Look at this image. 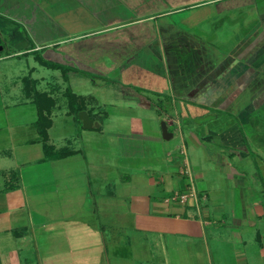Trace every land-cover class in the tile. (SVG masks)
I'll use <instances>...</instances> for the list:
<instances>
[{
    "label": "crops",
    "instance_id": "crops-1",
    "mask_svg": "<svg viewBox=\"0 0 264 264\" xmlns=\"http://www.w3.org/2000/svg\"><path fill=\"white\" fill-rule=\"evenodd\" d=\"M211 17L212 37L206 38L211 34L204 23ZM4 40L14 51L5 57L0 51V61L57 49L85 64L82 71L93 66L111 73L113 90L124 93L114 96L112 115H124L123 105L136 106L137 114L154 108L174 137L164 138L162 126L153 125L145 135V121L137 116L132 132L155 147L145 152L142 143L140 156L121 141L126 167L91 166L56 121L63 101L50 90L44 69L52 67L36 56L11 82L0 76V264H264V178L252 171L257 166L239 170L232 161L249 157L242 123L264 106V5L0 0V45ZM71 68L66 81L68 73L79 72ZM73 93L74 104L99 123L85 129L103 131L86 97ZM74 104L69 98L66 117L76 123ZM49 120L53 150L47 153L42 128ZM217 139L223 149L211 153L222 178H212L204 162L194 170L184 156L188 141L206 153V142ZM191 170L197 197L171 200L189 188Z\"/></svg>",
    "mask_w": 264,
    "mask_h": 264
},
{
    "label": "rangeland",
    "instance_id": "rangeland-1",
    "mask_svg": "<svg viewBox=\"0 0 264 264\" xmlns=\"http://www.w3.org/2000/svg\"><path fill=\"white\" fill-rule=\"evenodd\" d=\"M259 2L260 7H263L264 0H257ZM261 9V8H260ZM256 11V10H255ZM187 14V12H184ZM181 13L180 15L184 14ZM179 15V17H180ZM177 15L173 18L177 19L179 18ZM210 20H206L204 23V26L209 34L211 36H204L206 38L212 37V17L209 18ZM241 19V18H240ZM242 20V19H241ZM208 23V25H207ZM203 28V24L198 28ZM6 37V36H5ZM5 39V38H4ZM5 47L4 50H1L2 56H6L8 54H11L14 50L10 48V45L6 43V41H3V44H1ZM38 56L44 60H49L51 62H56L61 65V69L54 70L50 68L48 70L45 68V72L47 73V76H49V82H50V90L53 91L54 97H57L60 99V101H63V107L61 110H58L56 112V121L58 122V125L64 126L65 135H70V138H73V141H75V144L77 147L81 148L82 151H84L87 160L89 161L90 165L92 164H100L102 169H105L107 165L115 167L116 163L118 162V166L120 167H126V163L123 161V155H121L120 151V144L121 141L128 143V145H133L131 147H125V149L129 151H139L138 155H143V149H142V143L144 144V151H151V148L157 144L155 142L151 143L150 140L147 138L143 140L140 136L134 135V132H132L134 123H137L138 121L135 120L137 116L143 117L144 124H145V135H151L149 132L151 130L150 125H153V128H159V126H162V122L164 121V114L161 113L162 116L159 117L156 113L154 115V112L152 110H149L147 113L145 111H141L137 114V107L133 105V107H128L123 105L121 110H123L124 115H112V112L114 110L113 102L116 100L114 96H120L119 91H114L112 87H114L115 82L112 79L113 75L111 73H101L98 70H94L93 66L86 67L84 70L81 67L85 64L78 63L76 60L68 59V57L64 56V54L61 52V50L52 49L50 50V53L48 51H41V52H35L32 53L29 56H21V57H13L10 60L4 59V61H0V67L2 68L0 76L6 74L4 79H7V83L12 81V78L14 77L15 73L18 74V72L23 71L24 73L28 72L29 66L34 64L35 57ZM72 63V66L74 68L71 69H77V73H68V79L67 81L64 79V74L67 73L68 70V64ZM90 65V64H88ZM15 70V72L12 73V71ZM10 72L12 75L10 76ZM101 74H99V73ZM4 77V76H3ZM2 77V78H3ZM12 77V78H11ZM96 83V85L94 84ZM43 84V89L46 88L45 82ZM45 85V86H44ZM67 87L72 92H78L82 94L85 99V106H87V109L90 111V114L98 119L101 123H103V131H99V129H85L83 126V121L80 118V112L77 113V109L83 108L84 106L79 103H75L74 105V116H76V123L74 122L73 116L66 117V112L69 111L68 102L69 98L68 96H65L64 93L67 92ZM126 92V91H124ZM121 95H124L121 94ZM62 99V100H61ZM120 101V100H119ZM99 105L97 106V104ZM103 103V104H102ZM112 103V104H111ZM102 104V105H101ZM162 106H165L163 104ZM25 114H29L26 111H24ZM106 115V116H105ZM111 117L107 119L108 116ZM222 115V114H221ZM119 116V117H118ZM229 116V115H228ZM116 117L118 119H116ZM122 117V118H120ZM120 118V119H119ZM152 118V119H151ZM209 120L212 118V116L207 117ZM250 120L247 122H243V130L245 131L246 138H247V145L249 146V157L241 158V157H235L233 158L234 166H237L240 170L241 165L244 164L245 166L248 165L249 167L255 168L257 166V169H253V172H257L258 175L261 176V178H264L263 170H264V106L260 107L259 110L252 114L251 117H249ZM63 119H67L68 121L62 122ZM207 119H203L205 121ZM202 121V120H199ZM154 122V124H152ZM111 124V126H108V124ZM112 129H115L112 131ZM172 130V127H170ZM118 132L122 135H115L113 132ZM170 130V131H171ZM117 132V133H118ZM64 135V134H63ZM119 136H124L122 138H119ZM188 139V138H186ZM139 145V148H136V144ZM183 144V143H182ZM136 145V146H135ZM206 153L203 151H197V147H192L191 143L189 141L187 142L186 148L188 149L186 156L188 160L191 161L193 169H197L200 167L201 163L210 165V174H212V178L216 175V173L222 174L224 176V173L220 170L217 163V155H213L212 153L214 151H219L222 145L221 139H217L215 142H206ZM182 145H180L181 147ZM124 149V148H123ZM138 149V150H137ZM146 149V150H145ZM219 149V150H218ZM150 150V151H149ZM211 155V159L208 158ZM145 158L149 159L151 154H145ZM123 162V163H122ZM201 162V163H200ZM122 163V164H121ZM90 166V167H91ZM259 168V169H258ZM122 170H124L122 168ZM106 171V174L109 173V169L104 170ZM121 171V170H120ZM193 174L191 170V174L189 173V179H190V186L189 188L182 190L178 193H184V192H190L191 190L196 191V188L194 187V184H192V177ZM221 177V176H219ZM222 178V177H221ZM93 184H96V181L93 180ZM191 189V190H190ZM174 195V194H173ZM198 195V193H197Z\"/></svg>",
    "mask_w": 264,
    "mask_h": 264
},
{
    "label": "trees",
    "instance_id": "trees-1",
    "mask_svg": "<svg viewBox=\"0 0 264 264\" xmlns=\"http://www.w3.org/2000/svg\"><path fill=\"white\" fill-rule=\"evenodd\" d=\"M40 59L45 65H48V66H50L52 68H61V65L59 63H56V62L54 63V62H51V61L49 62V61L44 60L42 58H40ZM66 94L69 96L70 104L73 106L74 100H76L77 96L70 89L67 90ZM39 95L41 96V95H44V94L39 93ZM47 96H48V94H47ZM50 101L53 103L54 99L52 97H50ZM77 110H78L77 113L79 114V112L81 110H83V108H80V109H77ZM44 117L45 116L43 114V110L40 109V118H39V121H38V124L40 126L44 125V123H43V118ZM50 123H51L50 120L47 121V125H45V128H42L43 129L42 130V140L44 141V146H45V149H46L47 153H50V150L51 151L53 150V147L48 143V132H47V128H46V127H48L50 125ZM66 154H67V152H56L57 156H63V155H66Z\"/></svg>",
    "mask_w": 264,
    "mask_h": 264
},
{
    "label": "water",
    "instance_id": "water-1",
    "mask_svg": "<svg viewBox=\"0 0 264 264\" xmlns=\"http://www.w3.org/2000/svg\"><path fill=\"white\" fill-rule=\"evenodd\" d=\"M4 49L3 45H0V51ZM80 118L83 121V124L86 128H92L94 125L99 126V123L95 122L89 115L87 110H82L80 112ZM162 131H163V136L166 139H171L174 137V133L170 131L169 125L167 121L162 122Z\"/></svg>",
    "mask_w": 264,
    "mask_h": 264
},
{
    "label": "built area",
    "instance_id": "built-area-1",
    "mask_svg": "<svg viewBox=\"0 0 264 264\" xmlns=\"http://www.w3.org/2000/svg\"><path fill=\"white\" fill-rule=\"evenodd\" d=\"M191 190V189H190ZM190 197H197V193L194 189L190 192H184V193H176L174 196L171 197V200H180L181 202H187Z\"/></svg>",
    "mask_w": 264,
    "mask_h": 264
}]
</instances>
